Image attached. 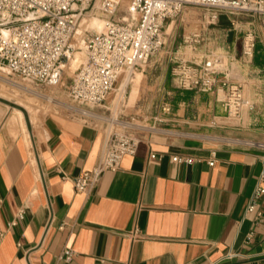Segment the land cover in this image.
<instances>
[{
  "label": "crops",
  "instance_id": "1",
  "mask_svg": "<svg viewBox=\"0 0 264 264\" xmlns=\"http://www.w3.org/2000/svg\"><path fill=\"white\" fill-rule=\"evenodd\" d=\"M263 19L195 20L201 28L192 41L177 40L176 19L169 20L163 50L170 60L153 104H169L170 112L159 113L175 133L148 134L88 193L76 191L73 178L97 164L105 131L56 113L35 124L0 96V264H264V198L261 222L245 215L264 155ZM249 31L256 43L245 63ZM212 53L246 67L249 102L240 118L217 126L208 120L225 110L214 95L179 88L172 75L173 55L200 61ZM142 79H132V101ZM177 154L195 161L175 162ZM66 249L74 251L70 261L60 257ZM229 251L235 254L224 257Z\"/></svg>",
  "mask_w": 264,
  "mask_h": 264
},
{
  "label": "built area",
  "instance_id": "2",
  "mask_svg": "<svg viewBox=\"0 0 264 264\" xmlns=\"http://www.w3.org/2000/svg\"><path fill=\"white\" fill-rule=\"evenodd\" d=\"M93 0H0V68L23 80L42 85L52 80V75L63 57L69 40L76 30L80 17L87 12ZM123 0H98L96 7L107 17L102 31L92 33L86 40L87 58L77 69L68 96L69 109L86 117H99L92 109L106 107L109 96L120 90L123 81L128 83L134 73L165 45V26L169 20L181 16L188 7L206 11L210 21L216 22L221 14H249L264 18V0H129L126 15L115 17ZM264 24V19H263ZM196 37V36H194ZM194 37H188L190 41ZM256 33L249 31L242 39L243 62H249L254 54ZM173 78L179 88L197 89L211 93L221 103L224 115H213L211 126L221 125L229 119H238L249 106L244 91V81L232 73L235 64H228L221 53H212L200 61H191L173 55ZM127 83V84H128ZM126 84V85H127ZM120 92L118 104L124 99ZM89 107L90 109H86ZM92 108V109H91ZM163 114L170 112L168 103L160 106ZM102 117V116H101ZM86 123L98 124L82 119ZM105 142L97 164L73 178L76 191L88 193L106 171L117 170L123 157L135 154L139 143L148 134H174L168 128L107 117ZM159 125L165 116L154 119ZM264 146V143H262ZM156 154H151L155 158ZM175 162H193L192 157L173 156ZM210 165L215 160L209 161ZM264 198V155L262 170L248 201L245 215L254 214L259 223L263 214L258 210ZM20 210L17 217H23ZM17 220L10 223L15 224ZM139 231L134 236H139ZM254 233L247 235L252 241ZM229 251L224 257H232ZM74 251L66 249L61 258L70 261ZM216 264V263H213Z\"/></svg>",
  "mask_w": 264,
  "mask_h": 264
},
{
  "label": "rangeland",
  "instance_id": "3",
  "mask_svg": "<svg viewBox=\"0 0 264 264\" xmlns=\"http://www.w3.org/2000/svg\"><path fill=\"white\" fill-rule=\"evenodd\" d=\"M128 2L129 0H123L121 2L115 17L118 18L126 15ZM97 3L98 0H93L88 6L87 12H84L80 17L78 26L72 34L65 53L59 61L50 82L37 85L13 75L7 68H0V96L9 99L14 107L22 109L35 124L45 115L56 113L80 119H88L104 128L107 124L110 125L107 121V117L116 116L120 118L124 115V117L131 122L139 121L140 123H147L148 125H154L156 123L158 127L171 129L164 125V123L159 125L158 122L154 121L157 115H162L160 114L162 112L160 109L162 104H158L159 106L155 109L156 106H154L153 103L159 95L160 75L166 70L170 60V54H166L163 49L155 54L153 60L143 65L132 76L131 79H133L138 72L143 73V79L138 85V95L135 100L132 101L130 98L134 87V81L130 79L129 83L125 86L126 92L123 96L124 99L119 104L118 98L120 90H116L108 98L107 106H109V108H91L99 117L89 118L80 113L73 112L68 108L69 104H72L68 96V86L79 66L87 58L86 40L89 35L98 32V21L100 19H107V16L96 7ZM84 17H88L89 23L83 27L82 20ZM184 18L186 21H182ZM195 20L204 21L205 23L210 22V19L206 16V11L199 7H188L184 10L183 15L176 18V21H174V28L177 30V40L191 37L192 33L198 35L201 23L194 22ZM194 38L197 40L196 37ZM188 44H190V42H188L187 45ZM187 50L189 49L187 48ZM78 54L81 56L82 61L80 60V62L77 63L78 65H76L75 58ZM236 67L237 69L234 70L232 74L238 75L244 81L246 79V67L242 68L238 65ZM33 90L36 92H32ZM164 103L167 102L164 101ZM85 108L90 109L89 107ZM159 110H161V112ZM209 121L210 120H208V123H210ZM173 130L177 129L173 128Z\"/></svg>",
  "mask_w": 264,
  "mask_h": 264
},
{
  "label": "bare ground",
  "instance_id": "4",
  "mask_svg": "<svg viewBox=\"0 0 264 264\" xmlns=\"http://www.w3.org/2000/svg\"><path fill=\"white\" fill-rule=\"evenodd\" d=\"M105 21L104 19H100L97 23V30L98 31H102L104 29V26H105ZM89 23V20H88V17H84L83 20H82V26L84 27V25H88ZM172 28V25H170L169 29L170 30ZM223 53V52H222ZM221 53V54H222ZM83 56V55H82ZM155 56V54L148 60V62L150 60H153V57ZM81 60V56L78 54L75 58V63L76 65H78L77 63H79ZM82 61V60H81ZM77 68V67H76ZM136 76V79H139L141 76H142V73L141 72H138L137 74H135ZM132 80V79H131ZM12 83V82H11ZM128 83V80H125L122 82L121 86H120V92H124L125 91V86L126 84ZM14 85V84H13ZM19 85V84H18ZM20 87V86H19ZM30 91V90H29ZM32 92H36V91H32ZM119 92V94H120ZM36 94V93H35ZM113 100V99H112ZM115 101V100H114ZM69 107V106H68Z\"/></svg>",
  "mask_w": 264,
  "mask_h": 264
}]
</instances>
